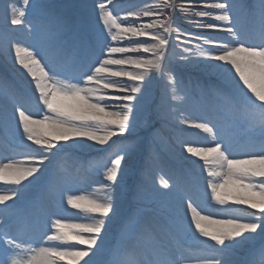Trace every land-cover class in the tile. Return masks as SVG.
<instances>
[{
	"label": "snow or ice",
	"instance_id": "obj_1",
	"mask_svg": "<svg viewBox=\"0 0 264 264\" xmlns=\"http://www.w3.org/2000/svg\"><path fill=\"white\" fill-rule=\"evenodd\" d=\"M0 4V53L28 80L34 108L13 97L11 114L4 111L5 123L15 119L21 143L29 151L23 159L0 157V185L12 186L0 192L4 208L0 264H91L121 211V181L132 153L123 141L137 128L140 104L151 80L166 79L168 99H176L179 85L167 62L173 14L186 16L190 6L145 0L137 9L116 13L114 0H100L96 5L98 54L86 70H77L67 56L78 35L66 5L52 0H0ZM31 12L35 15L29 20ZM194 14L210 22L189 23L223 37L196 36L177 27L178 44L202 41L182 49L180 59L216 70L243 97L238 105L228 102L219 129L209 122L181 121L210 137L202 147L184 145L186 154L203 161L200 174H192L194 190L186 191L184 198L187 230L199 245L182 241L181 225L166 226L159 233L144 227L127 234L124 245H117L112 264H264V246L251 251L246 261L233 258L246 242L264 236V0L258 7L218 0ZM21 29L35 43L13 35ZM181 35L186 39L180 40ZM225 126L231 134L225 133ZM235 135L243 137L239 145ZM73 146L98 147L104 154L94 169L102 177L99 187L61 188L60 207L47 216L42 243L35 242L27 220L15 227L9 222L16 212L15 201L40 179L58 153ZM161 183L172 190L168 181ZM201 200L211 203L205 207ZM234 208L250 211L247 217L230 215L228 210Z\"/></svg>",
	"mask_w": 264,
	"mask_h": 264
},
{
	"label": "bare ground",
	"instance_id": "obj_2",
	"mask_svg": "<svg viewBox=\"0 0 264 264\" xmlns=\"http://www.w3.org/2000/svg\"><path fill=\"white\" fill-rule=\"evenodd\" d=\"M205 1L209 4L218 2V0H170V2L175 3L177 7L182 5L190 6V11L186 14V16H181L179 13L173 14L175 23L173 25V35L170 37L168 49L169 58L167 62L179 85L176 99L174 101L168 99L170 89L167 80L161 78L160 76H155L148 85L147 91L145 92L140 104L141 112L138 119L137 129H141L139 125L140 122L157 118V124L170 123L176 126V129H180L181 132L178 131L177 139L173 138L171 134H169L172 132L170 129H167L166 133V129L162 128L161 125L157 126L158 131L156 130L151 132V137H154L153 134L155 133L156 137L162 141L161 144L164 145L167 155H165L161 150L158 152L159 157L155 154V157L152 158L148 153H144V146L132 147V151L139 162V173L148 183L147 197L157 198L159 200L167 199L169 206L179 207L181 211L184 210L180 213V216H184L185 218L184 222H188L184 207L185 197L182 192L185 188H182V186L178 183L177 177L181 176V179H192V170L195 172L196 169L201 171L203 161L197 159L196 161L190 162L193 165L190 166L186 163L187 161L183 159V155L179 156V153L182 152L183 154H186L184 152L185 144L198 147L207 145L210 137L208 134L203 133L202 130L187 127L181 121L189 119L198 122H209L211 117H215V119L218 118L217 122H220L219 126L221 127L222 122L225 120V108L228 102L231 101L234 106L243 102L242 95L234 88L233 83L223 78L216 70L209 69L203 65L186 63L180 59L182 49L194 48L197 44L202 43V41L196 40L198 43L196 42V44L192 45L187 43L178 44L176 38H174L176 37L175 30L177 27L183 29L185 33H192L196 36L211 34L217 38L223 37L222 33L215 32L214 30L200 29L194 24L188 22L189 20L195 21L200 19H203V22L205 23L210 22V18H200L194 14L196 11L206 9V6L202 4ZM13 2L19 3V0H13ZM52 2L66 5L68 14L77 25L78 46L74 48L71 55H69L68 51L67 56L70 63L73 64L76 69L86 70L87 67H84L81 64L80 56L78 54L83 50L84 46L93 48L94 54L89 56L88 65L94 62L96 55L98 54L96 34L100 29L97 21L98 10L96 5L100 2V0H52ZM154 2H158V0H154ZM237 2L242 3L247 7L259 6L257 0H237ZM144 3L145 0H114L115 12L123 13L128 10L137 9ZM108 6L110 8L113 7V5ZM34 15L35 13L31 12L28 19L32 20ZM2 16L3 5L0 4V17ZM141 20L143 22H148L149 18H141ZM242 22H245L243 17ZM2 23V20H0V25H2ZM13 35L19 36L26 43H35V41L29 38V34L24 32L22 29L19 32H14ZM138 39L147 40L148 38L140 37ZM185 39L186 37L181 35L180 40ZM209 47L210 45H204L205 49H208ZM0 72H3L5 76H7L6 78L9 79H6L0 73V117H3L5 109H7L9 114L12 112L10 103L11 98L18 97L21 102L25 104L23 98L17 95L15 91L11 90L12 87H16V89L21 92L23 89H26L31 95L32 89L28 80L24 76L20 75L15 69L11 59L5 60L2 53H0ZM25 106L27 107V104H25ZM173 106H176L177 109H174ZM161 113L165 114L163 119L161 118ZM151 125L152 124H150V126ZM225 131L230 133L227 126H225ZM133 137L134 134L128 136L124 142H130ZM114 139H116L118 143L121 142L118 138ZM201 140L205 142V144H202ZM91 143L92 142H89V144ZM180 145L183 146L182 149H180ZM156 147L158 146H154L153 148ZM141 154H143L142 159H139ZM188 157L189 159L191 158L190 155ZM72 167L73 165H70L68 162H65L63 167H60L62 173L56 180L59 186L69 187L70 185H75L79 186L80 190L87 191H91L93 188L99 187V181L101 179L90 178L84 169L81 172L76 173L72 170ZM50 172L51 169L46 167V170L43 172V176H41L39 180H34L31 185L24 189L23 197H28L31 193V189L33 187L36 188L40 183L44 182ZM165 180L173 185L171 191L162 187L161 181ZM0 192H3V188H0ZM131 198L132 197H130V199ZM137 201L138 203H148L146 199H138ZM150 205L151 204L148 205L149 209L156 208L153 205ZM210 211H216V209ZM248 211L250 210L234 208L228 210V213L230 215L247 217ZM56 212L54 211L53 213ZM140 221L141 228L148 227L156 233H159L162 228L167 226L165 223H162L161 220L157 219L156 216H142ZM9 222L12 225L11 219ZM42 241L43 239L40 238L38 243H42ZM261 242L264 243V236L256 235L252 240L246 242L244 247L239 248L238 251H236V257L233 258L241 260L243 255L247 253L251 246H259V243ZM98 262L99 257H91V264H98Z\"/></svg>",
	"mask_w": 264,
	"mask_h": 264
},
{
	"label": "rangeland",
	"instance_id": "obj_3",
	"mask_svg": "<svg viewBox=\"0 0 264 264\" xmlns=\"http://www.w3.org/2000/svg\"><path fill=\"white\" fill-rule=\"evenodd\" d=\"M202 4L204 6L209 5V3L207 1H205ZM174 38H176V37H174ZM196 42L198 43V41L192 40L191 44H189V45L196 44ZM173 107H174V109H177L176 106H173ZM153 120H155V121H153ZM153 120H149V121L145 120V122H140L139 125H140L141 129L140 130L137 129V128L135 129V131L133 132L134 137H133L132 142H131V144L132 143L136 144V146L137 145L141 146V147L145 146L148 150L150 149L149 150V154L151 155L152 158L155 157V154L159 157V154H158L159 151L158 150H162L164 152V154L167 155V151L164 149V145L161 144L162 141L158 137H156V134L154 133L153 134L154 137H151V132L152 131H156V130L158 131L157 126L161 125L162 128L166 129L165 130L166 133H167V129H170L172 132H170L169 134H171V135H173L175 137L178 136L177 132L178 131L180 132L179 129H176V126H174V125H172L170 123L157 124V121H158L157 118H154ZM10 123L16 129V131H14V132L17 133V129L18 128L16 126L15 120L11 119ZM150 124H152V125L150 126ZM159 130H160V128H159ZM149 138H150V141H149ZM131 144H128V145H131ZM155 145H158V147L153 148ZM182 148H183V146L180 145V149H182ZM98 152H100L98 147L97 148H92V147L73 146V147H71L69 149L62 150L57 155H60V156H63V157H65V156H69V157L81 156V157L89 158V159L92 160V158L95 157ZM180 155L184 156L183 159H185L187 161L186 163H188L190 166H193L190 162H193V161L197 160V158H194V157L190 156L191 157L190 159L192 160L191 161L189 159V157H188L189 155L183 154L182 152L179 153V156ZM55 158L56 157H54L53 159H55ZM93 162L94 161L92 160L91 163H93ZM127 162L129 164L127 165V171H126V174L124 176V180H126V182H122V183H126V185L123 187L124 190H125V193L130 194V196L132 195V198L130 200L127 195L124 196V198L120 197V199L122 200V207H121L120 214L117 217L121 218L125 214L128 215V212H130L131 216H132V219H130L129 224H125V225L122 222L123 219H120L118 222H115L114 220L111 221V224H110V227H109V230H108V235L104 238V243L102 245H100V250L95 255V258L99 257L98 264H112V261L114 259V253H115V250H116V248L113 249V247L114 246L117 247L118 244L119 245H124L126 243V241L124 240L125 237H126V231H127V234H129V233L138 232L141 229L140 219H141L142 216H152V217L156 216L157 219H159L158 214L162 213V214L169 215L174 220L175 223L173 222V225H176V221L180 222V225L183 227V229L185 227H187V225H188V222H184L181 218L178 217V215L176 217L175 214H177V213L168 205V200L167 199L166 200H159L157 198H149L150 200L147 201L148 198L146 196L145 188H144V187H146L147 181H146V179L143 176L136 174L137 160H136V156L134 155L133 151L131 153L130 159ZM47 168H49L48 164H47ZM138 170H139V165L137 167V171ZM88 172L93 177L102 178L96 172H92L91 173V170H88ZM193 172H195V171L192 170V174H193ZM195 173L196 174H200V171L196 169ZM177 178H178V182H179L181 180V176H179ZM136 180H137V187H141V188H132L133 187V183ZM9 186L10 185H0V188H3V191H6L5 188H7L9 190V188H8ZM32 191H33V189H31V192ZM140 192H141V195H140ZM30 196H31V193H30V195H28V197H22L20 199H17L16 201L17 202H21V200L23 198H25V199L28 198L29 199ZM138 199H146V201L148 202V203L139 202L140 204L143 205V207H145V209L142 210V211H141L140 206L138 205V201H137ZM133 202H137V204H135ZM149 204L163 206V208L159 209V211H157L158 210L157 208L149 209L148 208ZM206 205H208V204H206ZM167 211L170 214H168ZM176 211H178L177 208H176ZM129 216H130V214H129ZM162 219H163V217H162ZM186 232H190V231H182L181 237H183L184 233H186ZM186 234H189V233H186ZM241 247H244V245H242ZM238 249H237V251H238ZM110 254H112V255L110 256ZM234 257H236V254H235ZM247 258L248 257L245 256V259H247ZM242 259H241V261H242Z\"/></svg>",
	"mask_w": 264,
	"mask_h": 264
}]
</instances>
